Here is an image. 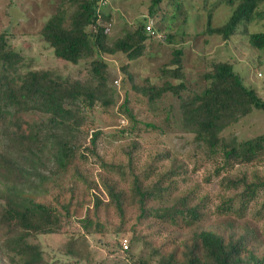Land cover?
Segmentation results:
<instances>
[{
  "label": "trees",
  "instance_id": "16d2710c",
  "mask_svg": "<svg viewBox=\"0 0 264 264\" xmlns=\"http://www.w3.org/2000/svg\"><path fill=\"white\" fill-rule=\"evenodd\" d=\"M263 1L225 0L231 16L221 27H213L209 16L206 33L228 41L239 28L247 31ZM162 2L152 0L151 17L155 18ZM71 9L74 11L70 13ZM110 19L101 0H60L55 15L41 31L42 40L54 50L57 59L73 65L88 62V80L62 77L48 70L23 71L25 58L7 43L5 35H0V262L44 264L41 247L31 240L69 234L73 224L78 227L79 237H119L125 232L128 211L134 209L140 221L169 223L185 239L159 247L142 240L147 249L145 260L128 256L130 247L124 251L120 240L119 250L127 260L109 263L106 259L100 264H264V257L250 245L254 233L236 236L204 229L201 212L188 206L186 200L164 209L163 214L156 211L155 204L163 199L162 186L170 174L162 176L152 188L147 183L149 177L132 172L131 185L126 190L110 179L102 180L99 186L81 172L80 166L87 158L79 142L85 133L89 134L87 116L116 105V92L109 84V67L103 56L122 53L129 61H136L144 55L150 37L146 23L139 22L132 32L110 44L106 25ZM249 42L256 49H264V33L251 34ZM172 56L171 68L161 70L165 80L161 86L150 81L142 87L136 85L129 65L122 72L131 81L132 89L153 106L168 93L176 96L182 128L204 146L208 158H218L222 171L262 162L264 136L240 144L221 136L241 118L255 110L264 111V100L257 91L245 85L230 62L219 61L206 72V87L201 94L183 97L187 91L184 50H174ZM128 105L126 101L121 111L133 119ZM34 113L43 116L42 121L25 119ZM101 138V132H94L85 151L101 161L103 168L120 170L104 163L97 152ZM226 182L235 190L244 189V206L264 189V180L251 182L246 176L227 178ZM222 209L231 211L230 206ZM111 213L119 218V226L104 219ZM81 246L79 238L71 236L64 253L83 260Z\"/></svg>",
  "mask_w": 264,
  "mask_h": 264
},
{
  "label": "rangeland",
  "instance_id": "374dc122",
  "mask_svg": "<svg viewBox=\"0 0 264 264\" xmlns=\"http://www.w3.org/2000/svg\"><path fill=\"white\" fill-rule=\"evenodd\" d=\"M224 1L163 0L153 18L149 11L152 0H109L105 12L111 15L106 23L110 44L132 32L139 22L147 23L148 18L154 21L156 35L149 37L144 55L136 61H129L122 53L103 56L109 67V84L116 92V105L87 116L89 134L85 133L79 142L87 159L80 170L99 186L102 180L110 179L126 190L130 188L132 172L149 177L147 183L152 188L162 176L170 174L162 186L165 190L163 199L155 204L156 211L163 214L164 209L186 200L188 206L201 212L204 229L236 236L254 233L251 248L258 256L264 257V189L244 206L241 197L244 189L235 190L226 182L227 178L241 176L251 182L264 180V160L250 167L222 171L218 158H208L204 146L197 144L194 135L182 128L176 96L168 93L153 106L148 98L132 89L131 81L122 72V68L129 65V73L136 85L142 87L150 81L161 86L165 81L161 70L171 68L169 64L174 50L183 49L187 87L183 97L201 94L206 87L204 76L211 65L227 61L245 85L256 90L264 100V49H256L249 42L251 34L264 33V1L247 31L244 27L239 28L228 41L206 33L209 16L213 27L225 25L231 16L232 11ZM59 4L60 0H0V35H5L7 43L25 58L23 71L48 70L62 77L88 80V62L73 65L57 59L54 50L41 38L43 27L55 15ZM73 11L71 9L70 13ZM170 36L172 39L168 38ZM126 101L133 119L121 111ZM42 118L35 113L25 117L33 123L42 121ZM94 132L102 133L97 152L104 163L120 167V170L103 168L101 161L85 151ZM221 136L237 144L264 136V111L255 110L241 118ZM45 169L41 170L46 174ZM229 206L231 211L222 209ZM104 219L114 227L120 225L119 218L113 213ZM229 219L233 223L229 224ZM124 230L119 237L93 235L83 238L79 237L78 227L73 224L69 234L38 236L31 242L41 247L44 264H100L106 259L109 263L127 260V255L119 250L122 238L130 240L128 256L134 260L147 259L142 240L159 247L166 242L179 243L185 239L169 223L140 221L139 213L134 209L126 215ZM71 236L79 238L83 260L65 255V245ZM0 264L9 263L6 260Z\"/></svg>",
  "mask_w": 264,
  "mask_h": 264
},
{
  "label": "built area",
  "instance_id": "2783aa9c",
  "mask_svg": "<svg viewBox=\"0 0 264 264\" xmlns=\"http://www.w3.org/2000/svg\"><path fill=\"white\" fill-rule=\"evenodd\" d=\"M101 3H102V7L106 8L109 4V0H101ZM146 33L149 36L156 35L155 28H154V21L151 18H148V21L146 23ZM259 76L261 77V74ZM121 243H122V248L124 251L129 250L130 240L128 238H123Z\"/></svg>",
  "mask_w": 264,
  "mask_h": 264
}]
</instances>
